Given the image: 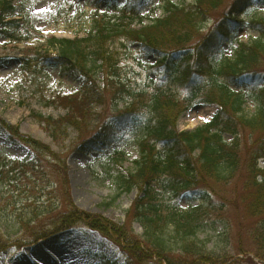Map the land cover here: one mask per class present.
<instances>
[{
    "label": "trees",
    "instance_id": "trees-1",
    "mask_svg": "<svg viewBox=\"0 0 264 264\" xmlns=\"http://www.w3.org/2000/svg\"><path fill=\"white\" fill-rule=\"evenodd\" d=\"M254 1L195 0L187 5L168 0L161 6L163 15L151 18L143 13L152 0L123 4L110 0L117 14H97L93 32L86 38L51 37L43 51L23 55L20 62L26 73L54 68L81 80L78 92L51 102L67 111L64 117L36 115L55 143L70 129L81 139L88 138L94 108H107L112 103L113 114L99 127V142L87 140L85 146L94 152L109 149L115 130L124 128L136 133L139 149L134 168L126 174L110 175L117 189L115 200L138 192L127 212L129 226L79 211L71 204L68 212L52 218L59 225L57 229L42 230L40 239L84 224L116 241L127 256L126 264H151L153 258L160 264H226V254H210L203 241L198 245L197 236L206 225L205 219L216 211H226L217 201L221 190L241 181L240 190L235 185L234 200L243 208L232 209L240 218L263 221L249 229L248 238L255 256L264 261V168L259 165L264 160V16L257 14L251 20L257 38L238 44L233 57L214 63L207 56L214 44L219 48L223 39L229 40L230 25L240 23ZM15 11L11 1L0 0V34L7 38H14L6 32L7 27L19 28L21 22L11 20ZM145 20L149 24H144ZM135 22L138 28H132ZM51 50H57V57L49 56ZM149 56L156 58L155 64H148L156 78L147 87L131 90L130 83L121 77L124 59L136 57L145 63L141 58ZM247 100L257 106L253 114L246 112ZM120 103L125 104L122 110H118ZM200 103L216 104L220 110L206 125L180 132L181 114ZM0 128L37 153L31 163L34 166L43 155L58 159L50 147L23 136L18 127L0 122ZM225 135L233 141L227 142ZM246 135L256 136L250 147H244ZM3 173L0 166V179ZM166 195L178 202L197 200L200 205L178 211L163 208ZM170 218L172 223H168ZM135 223L144 230L141 238L134 235ZM177 248L181 249L178 255L173 251ZM101 264L117 263L102 259Z\"/></svg>",
    "mask_w": 264,
    "mask_h": 264
},
{
    "label": "rangeland",
    "instance_id": "rangeland-1",
    "mask_svg": "<svg viewBox=\"0 0 264 264\" xmlns=\"http://www.w3.org/2000/svg\"><path fill=\"white\" fill-rule=\"evenodd\" d=\"M9 1L17 8L14 16H23V20L19 23V28L7 25L6 32L14 38L0 34V122L18 127L23 136L50 147L60 161L43 155L39 157V164L34 166L31 163L36 161L37 153L18 139V142L14 141L10 133L0 128V166L4 172V178L0 179V264H11L13 257H26L35 250L40 251L41 256L47 250L54 251L53 257L57 261L62 260L59 252L72 250L77 264H101L102 259L126 264L127 256L116 241L84 224L52 233L42 239L40 237L44 229H57L59 225L52 218L58 213L68 212L71 204L79 211L100 215L115 224L130 225L131 217L127 212L137 199L138 192L135 190L115 200L117 189L111 182L110 175L126 174L134 168V162L139 159L136 133L124 128L116 129L113 145L102 152L91 151L85 146L87 140L98 138L101 123L113 114V104L109 103L107 108H94L88 138L81 139L76 131L70 129L65 138L55 143L45 124L36 115L55 119L64 117L67 111L51 102H55L58 97L78 92L81 80L71 74L62 75L60 69L54 68L26 73L20 62L23 55L30 51H43L44 44L50 37L86 38L93 32V19L97 14H115L111 10L110 0ZM117 1L123 4L127 0ZM165 1L168 0H152L143 15L161 17V6ZM170 1L188 5L195 0ZM257 14L264 16V1L255 0L245 17L239 19L240 23L230 25L229 41L223 39L219 48L214 44L207 53L208 58L218 63L226 57H233L238 44H249L257 38V32L250 25ZM149 22L145 20L144 24ZM139 26L135 22L132 28ZM57 55V50L49 52L50 57L55 58ZM142 59L145 63L138 62L136 57H129L122 64L121 77L124 82L130 83L131 90L147 87L150 80L156 78V72L152 73V68L148 69V64H155L156 58L149 56ZM98 79L103 80L100 75ZM183 104L186 106L184 101ZM124 106V103H120L118 110H122ZM256 108L252 101L245 105L246 112L250 114ZM219 110L216 104H196L181 114L178 128L180 131L196 129L210 122ZM225 139L229 143L233 141L229 135ZM243 139L244 147H250L256 136L246 135ZM95 141L99 142L98 139ZM20 163L31 165L23 166ZM259 165L264 168V160ZM64 170L66 175L63 174ZM235 185L240 190L242 182L230 184L221 190L217 201L219 206L227 209L223 214L216 211L217 213L205 219L206 225L201 227L197 236L198 245L203 241L210 254H226V264H262L252 251L248 231L263 221L237 216L232 208H243V205L234 200ZM189 205L197 207L200 203L191 199L178 202L175 198L163 196V208L178 211L189 208ZM51 210H54L52 215L47 216ZM168 223H172L171 218ZM132 227L134 235L141 238L144 230L140 225L135 223ZM172 230L173 227L170 226L169 231ZM13 243L16 245L10 246ZM173 251L178 255L181 249ZM41 262L47 264L45 259ZM151 264H160V261L153 258Z\"/></svg>",
    "mask_w": 264,
    "mask_h": 264
},
{
    "label": "bare ground",
    "instance_id": "bare-ground-1",
    "mask_svg": "<svg viewBox=\"0 0 264 264\" xmlns=\"http://www.w3.org/2000/svg\"><path fill=\"white\" fill-rule=\"evenodd\" d=\"M63 249V248H62ZM61 251V249L59 250ZM40 251H33L30 254L26 255V257H19V258H12L11 264H43L41 260L45 259L47 264H77V262L74 260V251L67 250L66 252H59V255L62 256V260H59L55 262L53 255L54 251L47 250L45 252V255H40Z\"/></svg>",
    "mask_w": 264,
    "mask_h": 264
}]
</instances>
